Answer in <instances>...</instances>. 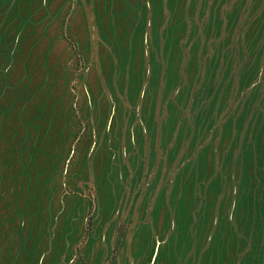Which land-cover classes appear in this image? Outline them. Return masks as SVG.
Wrapping results in <instances>:
<instances>
[{
	"label": "rangeland",
	"instance_id": "374dc122",
	"mask_svg": "<svg viewBox=\"0 0 264 264\" xmlns=\"http://www.w3.org/2000/svg\"><path fill=\"white\" fill-rule=\"evenodd\" d=\"M0 264H264V0H0Z\"/></svg>",
	"mask_w": 264,
	"mask_h": 264
}]
</instances>
